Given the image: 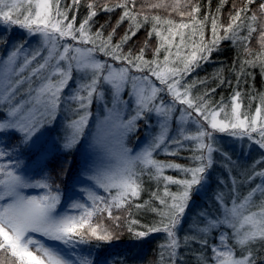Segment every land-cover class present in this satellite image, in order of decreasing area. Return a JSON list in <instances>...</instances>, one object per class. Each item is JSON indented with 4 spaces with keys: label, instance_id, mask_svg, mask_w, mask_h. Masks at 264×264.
I'll use <instances>...</instances> for the list:
<instances>
[{
    "label": "snow or ice",
    "instance_id": "snow-or-ice-1",
    "mask_svg": "<svg viewBox=\"0 0 264 264\" xmlns=\"http://www.w3.org/2000/svg\"><path fill=\"white\" fill-rule=\"evenodd\" d=\"M61 2L0 0V23L26 30L30 37H38L41 45L25 56L22 65H18L17 60L23 44L17 45L6 59L0 60V161L5 158L8 161L0 163V264H97L90 250L87 255L77 254V247L93 241L111 243L118 239L117 232L101 223H93V220L104 216L113 222L114 229L119 228L122 218L114 215V211L131 206L145 208L160 217L152 226H145L146 230L136 231L134 225L139 221L130 219L129 211L128 231L137 238L155 232L166 233L161 258L164 259L166 253L168 264H178V249L182 243L193 241L201 246L202 251L210 249L211 252V256L201 255L198 264H264V170L256 171L255 165L251 174L246 176V182L251 183L259 177V184L241 197L237 181L233 180L228 193L221 191L214 195L219 214L213 217L203 211L199 215L204 226L196 224L189 230L192 234L185 236L183 241L178 236L193 190L199 191L211 175L213 153L218 151L214 147V133L248 137L264 149V97L261 98V107L255 109V115L249 116L241 112L240 93L236 92L229 113L222 103L212 106L206 99L208 92L193 98L190 92L193 85L181 83L224 39L244 43L245 54L252 57L242 62L241 73L245 66L257 65L264 72V28L259 35L260 51L253 53L248 45L257 21L255 12L250 17L247 15L248 6L255 0H245L244 7L235 9L234 15L230 14L226 26L218 25L213 17L212 38L207 42L204 27L208 17L197 19L194 15L200 11L197 5H192L190 11H180L179 0L172 7V11L178 12L182 18L179 23L162 19L159 15L151 18L143 15L141 21L138 17L142 14L134 11L135 0H117L114 4L105 2L100 11L122 9L107 38L103 25L92 31L93 17L97 15L94 2L88 3L89 13L78 26L76 15L69 18L68 13L78 10L80 0H71V5L63 8ZM224 2L226 0H221L222 4ZM188 4L191 0H187L185 7ZM258 11L264 15V2L259 4ZM185 16L189 18L187 23L183 20ZM150 19L149 39L153 34L160 38L159 46L153 50V59L145 58L143 48L136 55L131 51L125 53L123 46L136 35L142 23ZM125 20L129 21L128 31L114 44L112 37L116 28ZM246 20L252 23L246 24ZM160 25H167L166 35L160 31ZM218 27L222 28L223 36L218 34ZM245 27L247 35L241 37L239 32ZM189 28L190 35L182 31ZM197 32L199 43L192 39ZM186 35L191 51L182 55ZM161 50L165 53L163 61L160 60ZM100 53L108 60L97 59ZM33 61H36L34 67ZM117 62L119 66H116ZM26 70L29 75H24ZM74 72L81 81L79 84L75 83ZM26 83L28 98L18 100L19 89ZM65 89H68L67 100L64 98ZM94 101L101 102L102 113L96 122L95 144L103 147L113 162L95 167L86 162L78 180L81 187L74 192V197L79 199L69 198V203L62 205L65 194L58 184H54L48 171L55 163V156L45 147L42 137L49 126L57 122L61 105L74 103L76 107L72 111L77 118L66 124L61 146L65 151L74 149L85 134ZM221 113L224 118L218 119ZM153 116L159 131L150 137L146 132L143 144L133 152L127 146L128 138L140 131V121L150 132ZM193 126L194 130H190ZM173 132L174 135L170 134ZM10 136L18 138L16 145H10L5 139ZM170 145H175V149L169 151ZM21 149L33 154L41 179L33 180L18 171L21 163L18 159L13 161V154H18ZM181 150L193 153L190 159L194 166L184 167L157 160L154 155L161 151L178 155ZM256 164L264 168V159ZM165 169L179 170L190 178L165 175ZM63 174L61 168L57 175ZM146 177L158 184L163 182V194L159 188L152 193L162 207L152 206L150 201L134 203L144 190ZM170 184L180 186V190L172 192ZM26 189L44 191L41 195H29ZM95 189H102L106 195H100ZM227 199H230V207ZM216 229L223 231L218 242L210 245L208 236Z\"/></svg>",
    "mask_w": 264,
    "mask_h": 264
},
{
    "label": "trees",
    "instance_id": "trees-1",
    "mask_svg": "<svg viewBox=\"0 0 264 264\" xmlns=\"http://www.w3.org/2000/svg\"><path fill=\"white\" fill-rule=\"evenodd\" d=\"M90 2H94L97 7V15L93 17L92 21V31L95 32L103 25L104 37L107 38L109 33H111L112 29L116 26V23L122 14V9L117 8L113 12L100 11V6L105 2L114 4L117 0H80L78 10L70 11L68 13L69 18L76 15L77 26L83 18L88 15L89 9L87 5ZM262 2H264V0H255V3L248 6L250 8V11L247 13L249 17L253 12L257 14V21L253 25L256 31L253 32L252 37L248 42L253 53L260 51L259 35L261 29L264 28V15L258 11V7ZM179 3L180 11H190L192 5H197L200 8L199 13L194 14L197 19L204 20L205 17H208L204 27L205 42L212 38L211 19L213 17L216 18L218 25L226 26L229 23L230 14L234 15L235 9L245 6V0H226L223 4L221 3V0H191V4H188L187 7H185L187 0H179ZM156 4H162L163 6L152 7ZM175 4L176 0H135L134 11L142 14L138 17L141 21L143 20V15H147L149 18L159 15L162 19H172L179 23L182 18L179 16L178 12L172 11V7ZM66 5H71V0H62L61 7L63 8ZM233 6H235V8ZM217 9H220V11L218 12ZM183 20L186 23L189 22V18L186 16L183 17ZM245 23L249 24L252 22L246 20ZM128 27L129 21L125 20L118 28H116L115 35L112 37V42L114 44L119 42L125 32L128 31ZM158 27L162 33L165 35L167 34L165 31L167 25H160ZM151 30V19L149 22H143L140 29L136 31V35L123 46V51L125 53L131 51L133 55H136L140 52L141 48H143L145 58L152 60L153 50L159 46L160 38L153 34L149 39V32H151ZM182 31L190 35L191 28ZM217 31L219 35H224L222 28L218 27ZM239 35L241 37L246 36L247 28L245 27L241 29ZM192 39L199 43V32H197V35ZM69 42L71 43V41ZM176 42H179L178 36L176 37ZM173 51H175V47L173 48ZM190 51L191 43L188 40V35H186V46L181 49V53L184 55L190 53ZM164 55L165 53L161 50V61H163ZM97 58L108 60V58L104 57L102 53L97 54ZM251 58V56L245 54L244 43L229 39L221 40L218 47L211 52V55L206 60L201 61L198 67H195L193 71L184 77L191 79L193 86L190 89V92L192 97L195 98L208 92L209 95L206 99L211 101L212 106H219L222 103L225 106V111L231 112L232 98L234 93L239 92L240 97L238 102L241 103V112L252 116L255 113V109L261 107V98L264 97V72H262L260 66L257 65L256 67L245 66L243 73H241L242 62L245 59ZM109 62L112 63L110 60ZM116 66H119L118 62ZM221 81L223 82L221 83ZM212 89H215V91H211ZM140 133L141 132L136 135L138 136ZM226 134L227 133L216 132L214 133V136L224 137ZM254 136L257 135L254 134ZM135 137L136 136L131 137V144H133ZM256 138L258 139V137ZM8 139L10 142L12 141V145L18 143V138L16 136H10ZM26 153H29L27 149H21L18 154L23 159V156L24 158L26 157ZM192 154L193 153L188 150H181L178 155H158L157 159L165 162H174L184 167H192L194 166L193 161L190 159ZM52 155L55 156V163L49 166L48 171L53 176L54 184L60 186V189L65 194L64 197H66L70 194L71 188L76 182L82 167L80 146L75 147L71 151L56 152ZM27 158L28 161H26L25 164L36 169L37 165L31 163L33 162V156L27 155ZM61 168L64 169V174L57 175ZM36 170L39 172V168ZM170 170L171 169L165 170L164 174L173 176L174 178H190L185 177L179 170ZM214 170H219L218 166L217 168L214 167L211 169V175L207 184L200 187L207 195L212 193L216 186L218 187L220 183L224 182L223 178L229 179V182L232 180L239 181L238 178L231 179L230 171L222 176V174L217 173ZM39 179H41V177ZM229 182L227 184L231 186ZM260 182V178L257 177L253 181L254 187ZM163 187L164 184L162 181L158 184L156 180L146 177L143 184L144 190L134 203L144 204L145 202L150 201L152 206L162 207L159 205V202L152 197V193L156 192L159 188L160 193L163 194ZM169 189L172 192H177L180 190V186L170 184ZM208 205L209 203L204 195L203 197L199 196L193 191L189 207L184 216L182 230L178 232V236L182 241L185 236L192 234L189 230L196 224H199L200 227L204 226L203 221L196 223L192 218L197 210L207 208ZM129 211L131 212L130 219L139 221L137 225H134L136 231H144L146 230L145 226H152L160 219L156 213L146 210L145 208L137 209L134 206L127 209H121L119 212L114 211V215H120L122 218L121 226L119 228L114 229L113 222L106 219L104 216L95 217L93 223H101L110 230H114L118 233L119 238L114 239L111 243L93 241L91 244L81 245V249H83L85 253H88L90 250L92 255H94V260L97 262H101L105 259H112L115 264H168L166 253L164 259L161 258V252L163 251L161 245L166 243V233L155 232L146 237L137 238L133 232L128 231L127 222L129 219ZM221 231H223V229H216L211 232L208 236L210 245L217 243V238ZM230 243H234V241H230ZM201 255L211 256L210 249H203L202 251L201 246L195 241L188 244L182 243L181 248L178 249V264H198Z\"/></svg>",
    "mask_w": 264,
    "mask_h": 264
},
{
    "label": "rangeland",
    "instance_id": "rangeland-1",
    "mask_svg": "<svg viewBox=\"0 0 264 264\" xmlns=\"http://www.w3.org/2000/svg\"><path fill=\"white\" fill-rule=\"evenodd\" d=\"M19 44H23L24 47L18 56V60H17L18 65L23 64L25 56H28L29 53L41 47L38 37L36 36L30 37L29 34L26 32V30L20 29L18 26H8L0 23V60L6 59L7 56L10 54V52L14 50V48ZM43 54L46 55V53ZM35 64L36 61H33L32 66L34 67ZM24 75H29V70H26ZM73 78L76 84H79L81 82L79 79H77V74L75 72L73 73ZM181 83L185 85L192 84L191 79L188 78H184L181 81ZM71 87L72 84L70 83L69 88ZM27 88H28L27 83L20 87L19 92L17 94L18 100H23L28 98L26 94ZM67 92L68 89H65V97H64L65 100H67V95H66ZM125 98H127L126 93H125ZM100 103L101 102L99 101H94L91 107L92 116L89 118V124L85 128V134L81 138L80 142L76 145V147L80 146L81 159H82L81 169L84 167L86 162L90 167L106 166L113 162L112 157L108 154V152L103 147L95 144L96 122L102 116ZM75 107L76 105L74 103L73 104L63 103L61 105L58 114L57 122L54 125H50L49 129L45 132L44 136L42 137V142L44 143L45 147L50 151L51 154L65 151L61 147L64 142L63 138L66 134L65 126L68 123V121L77 118L74 112L72 111V109H74ZM226 112L230 113V111H226ZM254 115L255 113L252 116ZM262 117H264V111H262ZM223 118H224V114L222 113L221 116L218 117V119H223ZM156 123H157L156 117L153 116L152 128L149 132V130L144 127V122L140 121L139 122V127H140L139 132H141L140 135L138 136L136 135L139 134V132L133 135L136 136L133 144L130 143L131 142L130 139L133 136H130L127 140V146L131 148L133 152L139 150L140 146L143 144L145 140L146 132H148L150 137L152 134L157 133L159 131L158 127L156 126ZM173 128H175V122L173 123ZM190 130H194V126ZM170 134L174 135V132ZM254 134L256 133L252 134L253 137L257 139L256 138L257 136H254ZM137 137L139 139H137ZM5 139L10 145L13 144L12 141L11 142L9 141L8 137H6ZM214 147L217 148L218 151L213 153L214 164L212 168L214 167L217 168L218 166L219 170H214L215 172L220 173L223 176L224 174H226V172L230 171L231 179L238 178L239 181H237V190L240 196L243 197L248 193V191L252 187H254L253 181L251 183L246 182V176L251 174L252 166L255 165L256 171L264 170V168H262L261 165L256 164V161L264 159V149L260 148V146L254 142V139H249L248 137L233 136L228 133L224 137L216 136ZM173 149H175V145H170L169 151ZM27 155L33 156V154L29 152L26 153L25 154L26 157L24 158L23 156L22 159L21 156H19V154H13V161L17 159L20 161L21 167L18 171L20 172L21 175L30 177L33 180H38L41 177L39 172L36 170L37 168H39L38 162L33 157V162L31 163L37 165L36 169H34L32 166L26 165L25 163L26 161H28ZM154 155L155 158L157 159L158 155H170V154L161 151L158 154H154ZM7 162H8L7 158H5V160L0 161V163H7ZM170 171H177V170L171 169ZM79 179H81L80 173L78 175L76 182L73 184L71 188L70 194H68L66 197L62 199V205H66L67 203H69V198L79 199V197H74V192L79 191V188L81 187V185L78 184ZM223 180L224 182L220 183L218 187L216 186L213 189L212 193H210L209 195L204 193V191H202L201 188H199V191H197L196 189L193 190L195 191V194L199 196L203 197L204 195V197H206V200L209 203L207 208H202L196 211V214L193 215L192 218L194 222L199 223L200 221H203L201 220L199 214L205 210L208 213H211L213 217L219 214L220 210L217 208L216 202H214V195L217 192H221V191L224 193H228L231 188V186L227 184L229 182V179L223 178ZM232 181L229 182L230 185H232L233 183ZM89 186L94 187L92 185ZM95 190L98 191L100 195H106V193H104L102 189H95ZM43 191H44L43 189L25 190L26 194L29 195H41ZM227 204L229 207L231 206L230 199H227ZM217 242H218V238H217ZM76 253L83 255L88 254L85 253L83 249H81V245L77 247ZM93 256L94 255H92V258ZM97 264H115V262L112 259H105L102 260L101 262H97Z\"/></svg>",
    "mask_w": 264,
    "mask_h": 264
}]
</instances>
